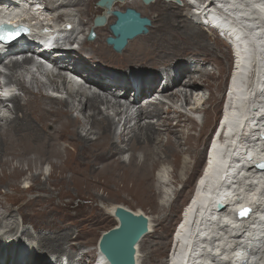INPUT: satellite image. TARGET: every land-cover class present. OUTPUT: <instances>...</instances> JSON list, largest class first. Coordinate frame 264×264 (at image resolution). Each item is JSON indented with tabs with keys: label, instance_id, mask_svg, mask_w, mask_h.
Listing matches in <instances>:
<instances>
[{
	"label": "bare ground",
	"instance_id": "bare-ground-1",
	"mask_svg": "<svg viewBox=\"0 0 264 264\" xmlns=\"http://www.w3.org/2000/svg\"><path fill=\"white\" fill-rule=\"evenodd\" d=\"M22 1L38 9L23 11L21 18L35 15L32 25L47 14L40 22L55 23V29L61 30L63 47L45 54L49 63L41 67L29 54H44L42 47L23 45L16 39L14 45L0 51V60L7 56L1 64V78L9 68L7 84L14 88L9 100L12 107L0 96V185L15 192L13 197L7 195L12 206L16 199L21 200L17 212L22 223L42 231L31 238V230L14 222L13 208L6 204L9 201L0 202V225L4 229L0 235V264H61L58 259L64 257L66 264H89L96 257L101 236L119 226L116 210H130L116 202L108 204L105 212L93 205L79 211L78 220L68 222L70 216L66 220L57 217L58 207L51 205L56 194L46 183L64 186L59 197L73 195L104 202L127 195L154 203L155 210L165 208L164 199L161 205L154 201V170L163 165V173L154 180L157 185L163 184L167 193H175L166 186L169 173L173 183L183 176L191 180L195 176L193 161L201 160L202 150L197 145L202 135L196 133V118L181 108L193 114L206 112V95L199 97L207 89L212 94L209 79L215 78L213 70L219 67L217 52L227 58L221 50L222 42L233 46L236 60L218 125L227 135L223 140L212 137L198 189L195 196L193 190L181 212L166 264H264V169L257 168L264 162V0H181L188 6L182 16L185 18L171 23V27L183 30L184 36L167 28L168 32L164 29L153 36L135 38L120 53L106 43L113 36L109 25L114 16H108L106 24L94 26V18L105 11L101 6L95 11V0H17L2 4L17 7ZM136 4L134 0H117L111 9L122 11V7ZM87 8L91 9L90 18ZM67 9H76L83 17L77 28V15L72 11L66 14ZM201 21L218 37L222 35L223 41L210 44ZM92 29L95 41L79 40V34ZM186 49L196 52L193 58L172 64L173 58ZM207 53L213 54V59H207ZM126 61L142 72L112 69ZM148 64H160L161 71L146 70ZM209 65L212 70L206 68ZM43 69L48 71L47 81L40 79ZM131 93L129 102L133 103L129 104L126 97ZM154 95L155 101L149 100ZM215 118L208 115L210 128ZM49 125L54 132L46 130ZM46 164L51 167L48 172L44 170ZM25 180L31 184L20 187ZM219 202L224 204L221 210L215 207ZM244 206L251 208L250 216L237 218L236 212ZM104 213L116 224L98 238L96 227L104 220ZM148 218L151 235L154 219ZM21 231L29 241L14 240ZM140 243L135 264H140Z\"/></svg>",
	"mask_w": 264,
	"mask_h": 264
},
{
	"label": "rangeland",
	"instance_id": "rangeland-1",
	"mask_svg": "<svg viewBox=\"0 0 264 264\" xmlns=\"http://www.w3.org/2000/svg\"><path fill=\"white\" fill-rule=\"evenodd\" d=\"M97 2H98V0H95V4H94V9L96 8L95 11L98 10L97 8L100 9V7L97 6ZM130 3H131V0H130ZM134 3H138V4H136V6H130L129 8H133V9L139 11L143 17H147V18L152 20V26L149 27V33H148L149 36L150 35L153 36L155 33L158 34V32H163L164 29L167 32H168V29H170L171 31L175 29L174 30L175 33H178V34H181L184 36L183 30L178 29V28L176 29L175 27L174 28L171 27L172 26L171 23H174L178 20H183L185 18V16L184 17H182V16L185 15V13L188 9V6L185 5L184 3L182 6H179L176 3L174 5H169V4L165 3L163 0H158L157 3H155V2L151 3V4H149V6L140 2V0H138V1L134 0ZM175 5H177L178 8ZM39 7L41 10L42 6H39ZM126 8L127 7L124 6L121 8V10L124 11ZM74 10H71V11L73 12V14L77 15V17H76V19H77L76 20V28H77L79 19H82L83 17L78 16L76 9H74ZM90 10H91L90 8H87V11L89 12V14H90ZM69 11H70L69 9L65 10L66 14H70L71 11L70 12ZM87 11H86V13H87ZM40 12L41 11H39V13ZM40 14H43V13L41 12ZM178 14H180V15H178ZM99 15H101V14H99ZM88 17L90 18L91 14ZM181 18H183V19H181ZM162 19H163V21L164 20L165 21L163 22ZM167 19H168V21L166 22ZM84 21H86V20L84 19ZM62 23H64V22H60V24H62ZM111 24H113V23H111ZM161 24H163L164 26H162ZM71 26L73 27L74 24L72 23ZM60 28L63 29V27H61V26H60ZM204 28L206 29V35L209 37V43L210 44H213L216 41H218L219 43L223 41V40H221V38H223L222 35H221L222 37L221 36L218 37V34L216 32H212L214 30L208 29L207 27H204ZM87 34H88V32H86L85 35L79 34L80 35L79 40L80 39L84 40L86 38ZM74 36H77V35H74ZM141 36H144V35H141ZM95 39H97V36ZM95 39L91 40V42L95 41ZM220 45H222L221 50H223V52H224V54H226L227 58L225 59L223 57L222 52L220 50L217 52V55H218L217 62L219 63V67H218V70H213V72L215 71L214 73L216 74L215 78L209 79V83L211 85L210 89H211L212 94H210V91L207 89L205 91H202L201 93H203V94H200V97H199V98H201L202 95H206L207 104H205V106H204V108L206 109V112L199 111L196 113V114H199V116H197V118H196V120H198V127H197L196 133H197V135H199V134L202 135L201 143L198 144L197 146H198V148H200V150H202V155H201V160L199 162L195 163V161H193V163L195 164V168H196V174L192 178V180L189 179L187 176H183L181 181H179L177 183L176 182L173 183V181H175V180L172 178L171 174L169 173L168 176H169V181L171 184L169 186H167V185L166 186L168 188L170 187L169 189L174 190L175 193L173 191L171 192L172 193V194H170L171 201L169 203L163 202L165 208H163L161 210H155L154 203L153 204L147 203V202L144 203V202H141L139 199H136V197L127 196V195H123V196H121V198H117L114 200L113 199H105L104 202H102V201L93 202L88 197L87 198L75 197L73 195L72 196L71 195H69V196L64 195L62 197H59V196H57V194L60 195L59 191H61V189L63 190L64 186H61L62 187L61 188L60 186H58L54 183L51 184L50 186L48 183H46L45 186L47 187V185H48L47 188L52 189V192L56 194L54 199L52 198V200H51V205L54 208L58 207L57 217L58 218L61 217L59 219H65L66 220L68 218V216H70L67 219L68 222L76 221V220H78L77 214L79 213V211H81V213H82L83 211L90 209L89 207H91L93 205L98 206L99 207L98 209L103 210L102 212H105L104 210H105L106 206L108 204H112V202L124 204L125 207L129 208L132 211H138V210L143 211L149 217L154 219L153 224H152L153 227L151 229V230H154V232L151 235L148 234L147 236H145L144 240L141 242L142 244L140 243V252H139V256L141 258L140 264H166L167 263V259L169 258V254H170L171 248H172L171 243H172L173 232L175 231V228L177 227V224L179 223V221L181 219V212H182L184 206L187 204V202L190 200L191 196L193 195V190H194L196 180L201 175L203 167L205 165V159H207V156H205L207 145H208V143L210 144V142H211L210 141L211 136H212L213 132L215 131L214 127H216V124L218 123L219 119L221 120L220 115H221V110L223 109V101L225 99L224 94L226 92L225 90L227 89V86L229 83V77L231 75V72H232L231 70L233 68V61H234V64L236 62L235 57L233 60L234 52L231 48V45L225 44V46H224L223 42ZM84 46H86V45H84ZM82 47H83V45H82ZM83 49H84V47H83ZM191 52H193V53L190 54ZM194 53H196V52L193 50H190V49H186L185 51L182 52V54H178V56H175L171 62H172V64L173 63L175 64V63L183 61V60L188 61V57L193 58L192 55H194ZM201 55L205 56L202 52H201ZM220 55H222V56H220ZM29 56H31V54H29ZM213 56H214L213 54L207 53L206 58L207 59H213ZM6 57H3V59L1 60V64H2V61L4 60V58H6ZM198 58L202 59L201 57H198ZM12 61H15V60H12ZM129 63H130V61H126L123 64V66L118 65V66H120L119 68H117V69L112 68V69L119 71L120 73H122L123 71H126V70L127 71H133L134 70V71L142 72V69L138 68L137 65L129 64ZM148 65H149L148 66L149 68L146 70H149L151 72L161 71L160 68L162 66H160V64H148ZM41 66H42V64L39 65L38 67H41ZM2 67H3V65H2ZM206 68H208L209 70L213 69V67L210 65L207 66ZM224 68H226L225 72H224ZM36 69H37V67L35 68V70ZM108 69H111V68H108ZM6 71L8 73H10L9 68H6ZM42 71L45 72L44 69ZM151 72H149L148 74H151ZM8 73L6 75H3L4 77L2 78V80H4V83H7V77L9 76ZM47 73H48V71H46L45 73L42 74L44 76H41V77L39 76L40 79L42 78L41 80H44V78H45V80L47 81L48 80ZM148 76H152V75H148ZM99 84H100V82H99ZM215 86L217 87V91L215 90ZM6 87L9 91L11 90L10 87H8L7 85H6ZM218 89H220V90H218ZM80 91H82V90L80 89ZM10 93H11V91H10ZM152 94L153 93L151 92L150 94H148L147 97H150ZM131 95H132V93L128 94V96L126 98L129 97V99L126 102H129V100L132 99ZM6 97L7 98L9 97L8 100H3V101L7 102V104L9 105L8 107H12L13 104L9 101L10 95H8ZM58 97H64L65 98L66 96H65V94L64 95L62 94V95H58ZM1 98H2V96H1ZM155 98H156V95H154L149 100L154 99V101H155ZM143 99L144 98H142L141 100H143ZM141 100H140V102H141ZM145 101H143V102L145 103ZM143 102H142V104H143ZM130 103H133V101L129 102V104ZM183 104L184 103H182V105ZM166 108H167V106H166ZM164 110H166V109H164ZM181 110L184 111V113L188 114L189 116H192L191 112L194 113V111L187 112V110L182 109V108H181ZM212 112H215V114H213ZM74 114L76 115V113H74ZM209 114L216 116L214 123L211 125V128H210V126H208V121H209L208 115ZM192 117H194V116H192ZM46 130L50 133L54 132V127L52 125H49ZM119 130H120V127H119ZM127 157H128V153L125 155V160L127 159ZM162 166L163 165H159L154 170L153 177L155 180L157 177V175L155 173H157V171ZM44 168H45L44 170L46 172L51 170V167L48 166L47 164L44 166ZM165 169L169 170V171L171 170V168L167 165H166ZM161 173H163V172H161ZM42 178H41L42 181L45 182L44 181L45 177L42 176ZM154 179H153V182L155 183V190H156V191L154 190V201H156L158 204L161 205V203H160L161 193L163 192V190L166 191V189L164 188L163 184L161 185V183L157 185V181H155ZM162 181H163V179H162ZM30 184H31L30 181L25 180V181H23V183L21 184L20 187L23 188L26 185H30ZM7 195L10 197H13L15 195V192H12L11 190H7L5 188V185L1 184L0 185V202L6 203L7 201H9L6 204L9 203L8 206H11L13 208L12 210L15 214L14 222L16 223V221H17L16 225L17 224H19V226L23 225V226H21L22 228L25 226V229H27L29 231L31 230L30 232L33 236L31 238H35V236H38L37 235L38 233L42 234V231L39 232L36 229L34 230L32 225L22 223V217L19 214V212H17V207L21 203V200H18L15 197L16 201H18V202L14 203V205L12 206L10 203H13V202L10 201V199H8ZM30 195L31 194L28 193V196H30ZM48 196H49V194H48ZM162 196H165L164 192L162 193ZM70 197H72V198H70ZM90 201H91V203H90ZM161 201H163V200H161ZM163 203H162V205H163ZM80 219L81 218H79V220ZM36 221H38V220H36ZM115 224H116V221L112 217H110L107 214L105 215V213H104V220H102L100 222V224L96 227L97 228L96 230L99 233L101 232L100 234L99 233L97 234L98 238L100 237V235L105 230H109L110 227H112V225L114 226ZM21 227H19L20 230L22 229ZM3 232H4L3 225H0V235H2ZM16 237L14 240H18L20 242L29 241V239L22 234V231L20 233H16ZM34 244H35V242H34ZM143 245H146V246H143ZM37 249L39 251L45 252V250L38 248V246H37ZM46 253L49 254V252L47 250H46ZM150 254H151V256H150ZM48 256H52V255H48ZM149 258H151V259H149ZM147 259H149V260H147ZM59 260L60 259H58V261ZM60 262H61V260H60ZM88 262H89V260H88ZM89 264H90V262H89Z\"/></svg>",
	"mask_w": 264,
	"mask_h": 264
},
{
	"label": "water",
	"instance_id": "water-1",
	"mask_svg": "<svg viewBox=\"0 0 264 264\" xmlns=\"http://www.w3.org/2000/svg\"><path fill=\"white\" fill-rule=\"evenodd\" d=\"M116 1L98 0L97 6L104 7L105 11L96 17L94 25L101 26L107 22L108 16H114L115 20L109 26L113 36L108 37L106 41L113 46L116 52L120 53L130 41L149 33L152 20L143 17L139 11L133 8H127L125 11L112 10V5ZM164 1L175 2L179 6L183 5L181 0ZM142 2L149 5L154 0H142ZM95 37L96 34L92 31L90 39ZM257 168L264 169V162H259ZM215 207L217 210H221L224 204L219 202ZM243 209L250 211L247 215L241 216L240 212ZM250 214L251 208L249 206H244L236 212V216L240 219L247 218ZM115 217L119 221V226L103 234L99 242L100 251L109 264H135L136 246L150 232V220L144 213L133 212L125 208L117 209Z\"/></svg>",
	"mask_w": 264,
	"mask_h": 264
},
{
	"label": "clouds",
	"instance_id": "clouds-1",
	"mask_svg": "<svg viewBox=\"0 0 264 264\" xmlns=\"http://www.w3.org/2000/svg\"><path fill=\"white\" fill-rule=\"evenodd\" d=\"M9 1H11V2H9ZM17 0H0V27L1 28H5V31L4 32H6L7 34H8V36L10 37L11 36V33H12V31L13 30H7L6 28H7V26L5 27V22L3 21V20H1L2 19V15L3 14H11L12 15V19H10L12 22H23V23H28V24H30L31 23V21L35 18V15H33V14H31V15H28L26 18H21V15H22V13H23V11H25V10H27V11H33L34 10V8H32V6H29L28 4H27V1H22L17 7H12V6H10V5H5V4H13V3H15ZM2 3H5V4H2ZM33 9V10H32ZM45 15H47V14H44V15H41L39 18H38V20L37 21H39V23H41L40 22V20L41 19H44V16ZM36 21V22H37ZM94 21H95V19H94ZM17 22V23H18ZM45 22V25L43 24V23H41V26H40V29L43 27V26H46V27H48V28H50L51 27V29L55 26V23H53L52 21H50V22H47V21H44ZM48 24V25H47ZM32 25H35L34 23L32 24ZM203 25V24H202ZM95 26V25H94ZM206 27V26H205ZM208 28V27H207ZM212 29V28H211ZM212 30H214V29H212ZM94 32L95 33V31L92 29L91 31H89L88 32V34H87V36H86V38H85V40H88V41H91V39H90V35H91V32ZM96 34V33H95ZM40 35H41V33H40ZM14 36V35H13ZM19 37V39L21 40V38H25V37H27V35H25V34H19V35H15L13 38H12V40L14 39V41L17 39ZM96 38V37H95ZM94 38V39H95ZM94 39H92V40H94ZM20 43H22V42H20ZM28 45H31V44H28ZM32 45L33 46H39V47H42L43 48V51H44V54H42V53H38V52H35V51H32V53H31V57L33 58V59H35L38 63H41L43 66H47V64L49 63V61H46L45 59H44V55L45 54H54L56 51H58L57 50V48L56 49H54V50H49V52H47V44H45L44 46H41V45H36L35 43H32ZM57 47H63V44L61 43V41L57 44ZM114 49V48H113ZM232 49H233V46H232ZM118 53V52H117ZM0 58H2V57H0ZM4 73V68L2 67V65H1V60H0V89H2V91H0V96H2V100H8V98L6 97L7 95H11L12 93H13V90H14V88L13 87H11V86H8V84L6 83H4V80H2V78H1V75ZM5 79V78H4ZM6 85L8 86V87H10L11 88V93L9 92V90L7 89V87H6ZM228 88H229V83H228V86H227ZM57 95H59L58 93H54L53 94V96H57ZM221 113H222V110H221ZM191 115L192 116H194L195 118H197V116H199V114H193V113H191ZM220 117H221V115H220ZM198 121V120H197ZM219 121H220V119H219ZM219 121H218V123L216 124V127H214V129H215V131L217 132V129L219 128L218 127V125H219ZM217 128V129H216ZM215 131L213 132V134H215ZM213 134H212V136H211V139H210V141H212V137H213ZM209 149H210V144L208 143V145H207V148H206V152L208 151V158H209ZM205 156H206V154H205ZM207 163H208V160H207ZM204 168H205V165H204V167H203V170H204ZM203 170H202V172H203ZM162 172V167L157 171V173H156V175L158 176L160 173ZM202 174V173H201ZM200 177V176H199ZM199 177L197 178V180L199 179ZM158 178V177H157ZM196 180V183H195V186H194V196H195V194H196V189H197V185H198V182H199V180L197 181ZM166 185H170V181H169V176H168V180H167V183H166ZM164 192V191H163ZM164 194H167V196H166V198H165V196H162L161 195V198L162 199H164L165 200V202H166V199H167V201L168 202H170L171 201V197H170V194L171 193H167V192H164ZM238 212V211H237ZM185 214V213H184ZM238 218V217H237ZM182 224V223H181ZM180 226V225H179ZM178 226V227H179ZM178 227L176 228V230H177V232H178ZM176 232V233H177ZM176 233L174 234V236L176 237ZM102 237V236H101ZM101 239V238H100ZM100 242V241H99ZM174 247V246H173ZM103 254L101 253V251H100V248H99V243H98V247H97V253H96V257L94 258V259H91L90 260V264H106L107 262L104 260V258H103V256H102ZM65 259L63 260L62 258H60V260H61V262H60V260H59V262L61 263V264H66V262H67V259H66V257H64ZM89 260V259H88Z\"/></svg>",
	"mask_w": 264,
	"mask_h": 264
},
{
	"label": "snow or ice",
	"instance_id": "snow-or-ice-1",
	"mask_svg": "<svg viewBox=\"0 0 264 264\" xmlns=\"http://www.w3.org/2000/svg\"><path fill=\"white\" fill-rule=\"evenodd\" d=\"M249 211H250L249 209H243V210L240 212V215H241V216H245V215H247V213H248Z\"/></svg>",
	"mask_w": 264,
	"mask_h": 264
}]
</instances>
